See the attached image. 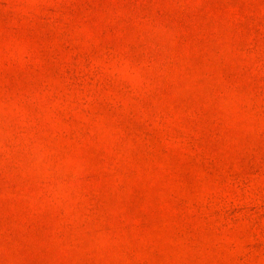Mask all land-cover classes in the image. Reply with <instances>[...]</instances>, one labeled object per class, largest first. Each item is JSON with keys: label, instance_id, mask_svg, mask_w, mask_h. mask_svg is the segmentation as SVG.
<instances>
[{"label": "rangeland", "instance_id": "rangeland-1", "mask_svg": "<svg viewBox=\"0 0 264 264\" xmlns=\"http://www.w3.org/2000/svg\"><path fill=\"white\" fill-rule=\"evenodd\" d=\"M0 264H264V0H0Z\"/></svg>", "mask_w": 264, "mask_h": 264}]
</instances>
